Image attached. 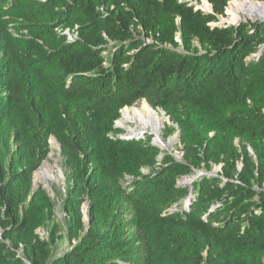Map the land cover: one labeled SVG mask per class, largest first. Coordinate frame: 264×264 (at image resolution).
<instances>
[{
	"label": "trees",
	"instance_id": "obj_1",
	"mask_svg": "<svg viewBox=\"0 0 264 264\" xmlns=\"http://www.w3.org/2000/svg\"><path fill=\"white\" fill-rule=\"evenodd\" d=\"M203 1L0 0V264H264V21ZM142 100L182 157L121 137ZM51 138L62 224L33 184Z\"/></svg>",
	"mask_w": 264,
	"mask_h": 264
},
{
	"label": "rangeland",
	"instance_id": "obj_2",
	"mask_svg": "<svg viewBox=\"0 0 264 264\" xmlns=\"http://www.w3.org/2000/svg\"><path fill=\"white\" fill-rule=\"evenodd\" d=\"M233 1H243V0H231L229 2V4L227 5V8H226V16H220V21L217 24H219V25L232 24V22L228 21L227 9L230 6V3L233 2ZM255 1L264 4V0H255ZM195 3H197V2H195ZM206 3H207L206 1H203L201 4H197V6L199 8H201V9H203L204 11H207V12L213 11V6L209 5L207 3L210 6V8H207L206 7V5H207ZM241 14H243V12H241ZM256 20L261 21L259 18L254 19V18H251L249 16H246L243 19L235 21V23L239 24L240 22H248V21H256ZM145 102H147V101L146 100H142V101L138 102L137 104H135L132 107L141 108ZM148 105H150V104L148 103ZM132 107H129V108H132ZM153 109H155V108H153ZM155 110H157L162 116L165 117V126H164V128L162 130L163 133H162L161 140H156V135L153 134L150 129H146L145 132H144V135L142 134V137H146L147 135L153 136V141L156 144H160V146L162 148H164V149L168 150L169 152L173 153L175 156H177L179 158L182 157L183 156V149H182L183 145L180 142V136L176 137V134H177L176 133V134L172 135L171 137H169L167 140L165 138L166 137L165 136L166 135V125H171L172 124V121L170 120V117L167 116L166 112H164L162 109H155ZM121 119H124L123 118V111L121 112V117L118 119V121L121 120ZM128 124L126 123L127 126H131L132 128L137 126V124L135 122H133V121L132 122H128ZM118 126H119V128L123 129V131H124L122 133L123 136H127L129 134H133V135L137 134L136 132L130 131L127 128V126L125 127V125L118 124ZM236 145L239 148L240 152L242 151L243 146H245L246 150L249 152V155L252 157V159L255 162V164H257V157H256V154H255L254 150L251 148V146H249L248 144H244V143L242 144L239 139L236 140ZM50 148H51V151L49 153V156L43 162V164L39 167V169L34 172L33 184H34V188H38L40 185H43V187L46 188V190L49 192V194L57 202V214L55 216V221L62 224V223L65 222V217H66L67 214L64 213L61 210L60 206H59L60 205V197L56 193L57 192L56 188H57V190L59 192H62V194L65 193V187L64 186H65L66 173H65V169H64L63 159H62L61 153H60V145H59V143L57 141L56 142L53 141V138L50 139ZM44 164H47L48 167L51 168L54 171V173L56 175L55 179L46 180L44 178H41V176L39 174V170ZM242 166H243V163H242V161H240L239 162V168H242ZM220 170H221L220 166H213V169L211 171H208V170H206L204 168L203 169H194V171H193V173L191 175L183 177L182 179H180L179 182L183 183L182 182L183 179L186 180V179H190V178H193V177H198L199 173H202V175L200 177H202L203 175H206V174H211V173L218 174V172H220ZM188 185H189V183H188ZM173 209L176 210L177 207H175ZM85 210H86V207H85ZM39 233H40V235L42 237H48V232H46V230L41 229L39 231ZM1 236H2V232H1V229H0V238H1ZM69 245H70L69 240L68 239H63L61 241L60 251L66 249ZM22 251H23V244H20L19 252H22Z\"/></svg>",
	"mask_w": 264,
	"mask_h": 264
},
{
	"label": "bare ground",
	"instance_id": "obj_3",
	"mask_svg": "<svg viewBox=\"0 0 264 264\" xmlns=\"http://www.w3.org/2000/svg\"><path fill=\"white\" fill-rule=\"evenodd\" d=\"M206 7L210 8L208 4L206 5ZM241 12H243V14H241ZM227 13L228 21L230 22L238 21L240 19L245 18L246 16H249L254 19L260 17L264 18V4L256 2L255 0L233 1L230 3V6L227 9ZM122 111L124 119L119 120L118 124L125 125L126 127V123L128 124V122L133 121L137 124V126L134 128H132L131 126H127L130 131L136 132L139 135H144L145 130L150 129L152 133L156 135V139L161 140L163 133L162 130L165 126V117L162 116L157 110L153 109L150 105H148L147 102H145L141 108L127 107L124 108ZM53 141L56 142L54 138ZM39 174L41 178H44L46 180H52L56 178L54 171L49 168L47 164H44L40 168ZM186 180L183 179L182 182H185Z\"/></svg>",
	"mask_w": 264,
	"mask_h": 264
},
{
	"label": "water",
	"instance_id": "obj_4",
	"mask_svg": "<svg viewBox=\"0 0 264 264\" xmlns=\"http://www.w3.org/2000/svg\"><path fill=\"white\" fill-rule=\"evenodd\" d=\"M204 1H206L209 5H212L211 3H209L207 0H204ZM211 12V11H210ZM261 21H264V18H262V17H260L259 18ZM232 24H234V25H238V24H236L235 22H232ZM226 25V24H225ZM125 108H127V107H125ZM116 126L117 127H119L118 126V120L116 121ZM178 136H180V131H178L177 132V134H176V137H178ZM121 137H123V138H131V137H142V134L141 135H139V134H129V135H127V136H123V135H121ZM55 139V138H54ZM56 140V139H55ZM157 140V139H156ZM57 141V140H56ZM155 143V142H154ZM156 144V143H155ZM202 175V173H199L198 174V177H193V178H190V179H187L185 182H183V183H180L181 185H183V186H185L186 184H192L196 179H198L200 176ZM193 191V187L191 188V192Z\"/></svg>",
	"mask_w": 264,
	"mask_h": 264
},
{
	"label": "built area",
	"instance_id": "obj_5",
	"mask_svg": "<svg viewBox=\"0 0 264 264\" xmlns=\"http://www.w3.org/2000/svg\"><path fill=\"white\" fill-rule=\"evenodd\" d=\"M62 33L67 34L68 35V38L70 40H73V39H75L77 37V32H74V31L71 32L69 29L63 31ZM146 171H148V170H146ZM1 232H2V230H1Z\"/></svg>",
	"mask_w": 264,
	"mask_h": 264
}]
</instances>
